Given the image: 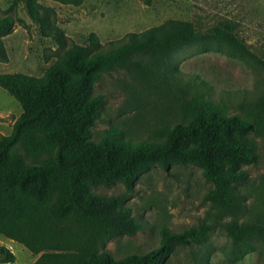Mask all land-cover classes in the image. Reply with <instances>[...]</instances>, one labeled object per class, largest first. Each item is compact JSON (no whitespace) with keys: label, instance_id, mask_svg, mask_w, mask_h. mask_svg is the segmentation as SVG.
<instances>
[{"label":"trees","instance_id":"1","mask_svg":"<svg viewBox=\"0 0 264 264\" xmlns=\"http://www.w3.org/2000/svg\"><path fill=\"white\" fill-rule=\"evenodd\" d=\"M23 1L41 34L51 37L60 52L41 76L0 73V87L22 108L11 133L0 134V235L38 255L32 264H161L176 245L203 242L212 224L180 231L163 226L157 246L116 258L101 251L106 240L131 235L142 223L123 196L103 194L95 187L120 182L131 189L152 166L186 164L199 167L211 182L205 198L218 210L220 224L233 241L264 243V208L248 206L247 195L238 187L248 176L243 166L258 160L255 137L262 139L264 151V90L239 100L234 104L239 113L228 114V104L204 96L203 83L182 82L174 72L165 76L161 69L171 52L198 41L205 49L211 47L208 43L225 44L233 55L248 56L263 66L264 53L248 49L231 23L200 34L193 21L181 19L128 32L105 44L93 32L85 44L68 43L53 7ZM15 22L12 13H0V61L8 59L3 36ZM116 69L148 80L160 77L171 92L174 88L179 121L153 128L146 138H133L112 125L94 138L92 128L104 95L93 86ZM245 213L250 219L240 221ZM14 261L10 248L0 244V263Z\"/></svg>","mask_w":264,"mask_h":264},{"label":"rangeland","instance_id":"2","mask_svg":"<svg viewBox=\"0 0 264 264\" xmlns=\"http://www.w3.org/2000/svg\"><path fill=\"white\" fill-rule=\"evenodd\" d=\"M38 1L54 8L56 23L68 43L85 44L87 35L93 32L105 44L128 32L181 19L193 21L200 34L231 23L248 49L259 56L264 53V0H152L150 4L141 0H83L80 5ZM4 12L12 13L16 22L3 36L8 59L0 61V73L41 76L60 49L51 37L41 34L23 0H0V13ZM208 44L211 47L205 49L198 41L171 52L161 69L165 76L174 72L182 82L195 79V83H203L204 96L228 104L227 113L237 114L234 104L264 90V66L248 56L233 55L225 44ZM163 82L160 77L148 80L122 69L104 73L93 86L94 92L104 95L92 128L93 137L112 125L123 128L133 138H146L153 128L179 121L178 94ZM21 112L18 101L0 87V134L11 133L12 123ZM255 138L258 160L243 166L248 176L238 187L247 195L248 206L262 209L264 151L262 139ZM210 187L211 182L204 179L199 167L186 164H172L167 169L152 166L140 174L131 189L120 182L96 186L100 193L123 196L131 214L142 223L141 229L131 235L107 239L101 251L116 258L141 253L159 244L163 226L180 231L206 222L213 227L203 242L176 245L161 264H264L263 242L236 243L220 224L218 210L205 198ZM248 214L239 216V220L250 219ZM0 244L10 246L16 257L14 262L0 264L30 263L33 253L23 244L2 235Z\"/></svg>","mask_w":264,"mask_h":264},{"label":"crops","instance_id":"3","mask_svg":"<svg viewBox=\"0 0 264 264\" xmlns=\"http://www.w3.org/2000/svg\"><path fill=\"white\" fill-rule=\"evenodd\" d=\"M8 239H9V238H8ZM10 240H12V239H10ZM7 247L10 248V250L12 251V249H11L10 246L7 245ZM32 255H33V256H32V258H31V261H30L29 264H32V263L35 261V259L37 258V256H38V255H36V254H32ZM15 259H16V257H15Z\"/></svg>","mask_w":264,"mask_h":264}]
</instances>
